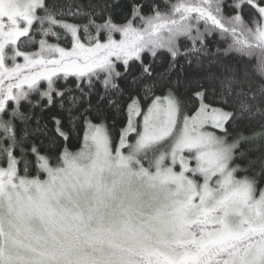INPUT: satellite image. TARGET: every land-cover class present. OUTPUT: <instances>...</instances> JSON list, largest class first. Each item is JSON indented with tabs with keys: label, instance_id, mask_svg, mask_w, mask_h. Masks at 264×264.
Listing matches in <instances>:
<instances>
[{
	"label": "snow or ice",
	"instance_id": "1",
	"mask_svg": "<svg viewBox=\"0 0 264 264\" xmlns=\"http://www.w3.org/2000/svg\"><path fill=\"white\" fill-rule=\"evenodd\" d=\"M164 3L0 0V264H264V0Z\"/></svg>",
	"mask_w": 264,
	"mask_h": 264
},
{
	"label": "trees",
	"instance_id": "2",
	"mask_svg": "<svg viewBox=\"0 0 264 264\" xmlns=\"http://www.w3.org/2000/svg\"><path fill=\"white\" fill-rule=\"evenodd\" d=\"M50 2H55L57 4H65L68 2H74V3H83L85 5H87L89 2L91 3H97L100 2V0H50ZM108 3L113 4V19L116 23H122L125 17V14H127L129 12V6L130 4L133 2V0H107ZM137 2L143 3L146 5V7L144 8V12L148 13L151 11V6L152 5H159L160 9L162 11H166L167 8L165 6L164 0H137ZM177 0H168V3H176ZM226 14H230L228 9H225ZM251 13V9L245 7L244 9V16L245 18H247L249 16V14ZM66 19H68L69 22H73V23H83L84 21L82 19H76V18H71V17H66ZM35 27V25H34ZM61 37H63L65 35V33L57 28L55 29ZM117 38L118 35H117ZM23 39V38H22ZM49 42L51 43H55L57 42L56 40H54L52 37H48ZM59 43L61 44V46L64 47H71V39L70 37L68 39H61L59 41ZM21 47L24 50L27 51H36L38 50V45L33 44L30 46L25 47L23 44L21 45ZM18 62H23L22 58L18 59ZM255 61H250V63H254ZM135 67V65H134ZM122 70V69H121ZM56 80V84L62 88H74L75 85L77 84V79L73 76H69L66 80L62 77L60 78H54ZM42 84L44 85V87H46V82H42ZM163 93L160 91H157V95H162ZM183 98L187 99L189 102V106L187 108L188 114H194V112L196 111V109L198 108L199 104L198 101L193 97V89H189L187 92L183 93ZM93 102H95V97H93ZM127 100H125L122 104V110H121V114L119 116V118L115 117V113L107 108V106H104V111L106 114V125L109 128V134L110 136H112L117 142H118V136H119V131L122 127H124L127 123V117L126 114L124 113L123 109L126 108L127 105ZM58 108H54L53 111H57ZM115 119V124H113V120ZM94 123H99L98 120H94ZM243 130L246 134L251 130L247 127H245L244 122L240 123V128L236 129V131H240ZM85 129L82 125L78 126L75 133H70L72 139L70 144L68 145L69 150L70 151H77L79 150V148L82 146L83 143V133H84ZM230 131H232V129H230ZM60 144V150L59 152H53L52 154L54 156H59L62 151H63V147L64 142L62 140L59 141ZM245 147L247 149H252V151H250V155L255 157L260 155L261 152H264V147H260L257 148V144H249V145H245ZM51 151V150H50ZM42 154L47 155L48 153L43 152L42 150ZM29 155V159L33 160V156L31 153L28 154ZM53 166H55V164H53ZM256 171L259 170V166L257 165V168L255 169ZM18 174L21 176H24L25 173L23 171V164H19L18 165ZM252 175V171H249L248 173H238V176L243 177L244 175ZM27 178L33 179V178H39V179H45V173L42 171L37 172V165H35V163L33 162L32 166L29 167L28 172H27ZM264 188V179H258V183H257V192H259V189Z\"/></svg>",
	"mask_w": 264,
	"mask_h": 264
},
{
	"label": "rangeland",
	"instance_id": "3",
	"mask_svg": "<svg viewBox=\"0 0 264 264\" xmlns=\"http://www.w3.org/2000/svg\"><path fill=\"white\" fill-rule=\"evenodd\" d=\"M42 172V171H41ZM239 177V176H238ZM241 177V176H240ZM47 178V174L45 173V179ZM30 179V178H29ZM41 180H43V179H41ZM257 194H258V192H257Z\"/></svg>",
	"mask_w": 264,
	"mask_h": 264
}]
</instances>
